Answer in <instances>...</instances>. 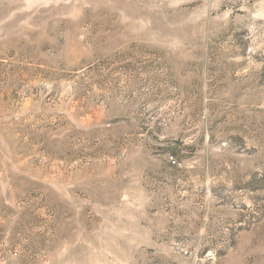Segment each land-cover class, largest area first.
I'll return each instance as SVG.
<instances>
[{
	"label": "rangeland",
	"instance_id": "1",
	"mask_svg": "<svg viewBox=\"0 0 264 264\" xmlns=\"http://www.w3.org/2000/svg\"><path fill=\"white\" fill-rule=\"evenodd\" d=\"M0 264H264V0H0Z\"/></svg>",
	"mask_w": 264,
	"mask_h": 264
}]
</instances>
